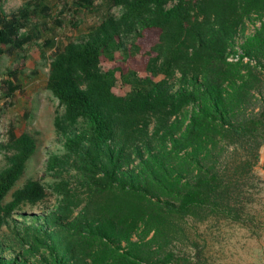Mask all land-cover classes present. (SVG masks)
I'll return each mask as SVG.
<instances>
[{
  "label": "trees",
  "instance_id": "obj_1",
  "mask_svg": "<svg viewBox=\"0 0 264 264\" xmlns=\"http://www.w3.org/2000/svg\"><path fill=\"white\" fill-rule=\"evenodd\" d=\"M110 1L121 15L50 62L46 88L64 108L54 121L64 145L46 172L57 178L49 188L60 199L37 217L42 224L24 227L19 245L27 258L46 252L47 264H204L176 245L189 221H242L240 181L264 147V20L242 56L231 61L227 52L245 18L264 15V0ZM22 26L15 15L0 16V55L23 46ZM104 61L115 64L102 71ZM117 73L129 84L124 95L112 90ZM177 75L189 92H170ZM196 102L183 129L181 115ZM9 143L0 229L47 193L39 180L13 190L37 145L26 132L11 131Z\"/></svg>",
  "mask_w": 264,
  "mask_h": 264
},
{
  "label": "rangeland",
  "instance_id": "obj_2",
  "mask_svg": "<svg viewBox=\"0 0 264 264\" xmlns=\"http://www.w3.org/2000/svg\"><path fill=\"white\" fill-rule=\"evenodd\" d=\"M83 3L82 0H0V16L15 15L23 23L19 36L26 37L21 48L9 50L4 47L0 55V171L9 166L14 154L9 143L10 132L16 135L26 132L34 137L37 148L13 190L28 181L39 180L47 192L41 202L22 204L1 227L0 264H11L15 259L26 260V264H47L46 252L41 251L29 258L24 256L18 239L24 227L42 224L37 217L55 210L60 199L49 188L57 178L46 172L49 157L61 154L64 145V138L54 125L56 116L62 115L64 108L46 88L49 65L54 54L67 43L82 42L104 18L119 17L122 13V9L112 6L110 0H92L86 7ZM263 20L264 15L258 13L245 18L243 28L230 41L228 59L235 61L244 54V43L255 36ZM243 60L256 64V60L248 56ZM114 64L104 61L100 69L106 71ZM138 75L141 76L140 73ZM116 77L112 90L117 95H124L129 84L124 83L119 73ZM162 78L160 75L155 80ZM129 80H133V76ZM168 85L171 93L191 90V84L181 83L179 75L170 79ZM13 86L15 89L12 90ZM196 107L197 102L188 106L181 115L183 129ZM153 128L152 124L150 129ZM166 147H170V142ZM240 184L245 206L242 221H189L188 237L176 245V252L195 258L199 256L204 264H264V176L261 169L254 167L252 174ZM10 198L11 193L7 200ZM131 239L137 240L138 236L133 235Z\"/></svg>",
  "mask_w": 264,
  "mask_h": 264
},
{
  "label": "crops",
  "instance_id": "obj_3",
  "mask_svg": "<svg viewBox=\"0 0 264 264\" xmlns=\"http://www.w3.org/2000/svg\"><path fill=\"white\" fill-rule=\"evenodd\" d=\"M256 167L261 169V172H262V174L264 176V147L261 149V153H260L258 162L255 165V168Z\"/></svg>",
  "mask_w": 264,
  "mask_h": 264
},
{
  "label": "built area",
  "instance_id": "obj_4",
  "mask_svg": "<svg viewBox=\"0 0 264 264\" xmlns=\"http://www.w3.org/2000/svg\"><path fill=\"white\" fill-rule=\"evenodd\" d=\"M228 60H231V59H228ZM234 60H237V59H234ZM231 61H233V60H231Z\"/></svg>",
  "mask_w": 264,
  "mask_h": 264
}]
</instances>
